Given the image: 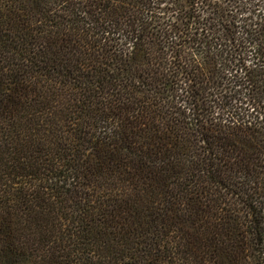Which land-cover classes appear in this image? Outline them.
Returning <instances> with one entry per match:
<instances>
[{"label":"trees","instance_id":"1","mask_svg":"<svg viewBox=\"0 0 264 264\" xmlns=\"http://www.w3.org/2000/svg\"><path fill=\"white\" fill-rule=\"evenodd\" d=\"M0 264H264V0H0Z\"/></svg>","mask_w":264,"mask_h":264},{"label":"rangeland","instance_id":"2","mask_svg":"<svg viewBox=\"0 0 264 264\" xmlns=\"http://www.w3.org/2000/svg\"><path fill=\"white\" fill-rule=\"evenodd\" d=\"M178 18H179V17H178ZM175 19H177L176 16L172 18L173 21H175ZM184 22L187 23V20H185ZM185 23H182L181 21H179L178 24H179V26H181L182 29L185 30V29H187V26L184 25ZM189 28H191V25H189Z\"/></svg>","mask_w":264,"mask_h":264}]
</instances>
